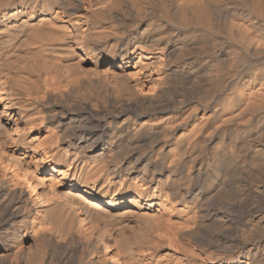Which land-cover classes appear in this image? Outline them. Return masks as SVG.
Here are the masks:
<instances>
[{
    "label": "bare ground",
    "instance_id": "6f19581e",
    "mask_svg": "<svg viewBox=\"0 0 264 264\" xmlns=\"http://www.w3.org/2000/svg\"><path fill=\"white\" fill-rule=\"evenodd\" d=\"M0 264H264V0H0Z\"/></svg>",
    "mask_w": 264,
    "mask_h": 264
}]
</instances>
